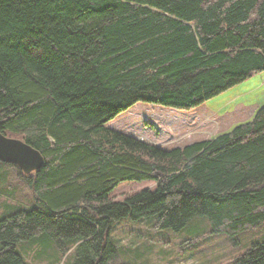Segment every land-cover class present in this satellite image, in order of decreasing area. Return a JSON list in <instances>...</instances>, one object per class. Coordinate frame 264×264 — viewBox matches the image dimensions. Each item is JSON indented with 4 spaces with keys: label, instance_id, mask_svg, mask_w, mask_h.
<instances>
[{
    "label": "trees",
    "instance_id": "16d2710c",
    "mask_svg": "<svg viewBox=\"0 0 264 264\" xmlns=\"http://www.w3.org/2000/svg\"><path fill=\"white\" fill-rule=\"evenodd\" d=\"M262 72L264 0H0V132L44 157L23 172L32 205L0 215V264H30L25 242L109 264L124 218L177 232L205 217L228 235L261 225L264 105L170 149L107 123L138 102L192 110ZM126 181L155 188L115 201ZM231 264H264V240Z\"/></svg>",
    "mask_w": 264,
    "mask_h": 264
},
{
    "label": "rangeland",
    "instance_id": "374dc122",
    "mask_svg": "<svg viewBox=\"0 0 264 264\" xmlns=\"http://www.w3.org/2000/svg\"><path fill=\"white\" fill-rule=\"evenodd\" d=\"M264 105V72L219 94L190 110L138 102L107 123V127L131 134L156 146L170 149L195 141L211 139L236 125L251 121ZM9 137L21 138L14 134ZM1 162V161H0ZM7 177L0 185V215L16 206L29 207L33 195L23 178L24 171L6 163ZM21 172H20V171ZM24 172V173H23ZM31 173H26L29 175ZM154 189L153 181H126L111 194L115 201L144 190ZM184 230H158L148 221L124 218L115 225L113 237L122 251L109 264H231L255 241L264 240V222L235 235L215 234L205 217H197ZM30 264H70L75 245L60 252L59 261L40 253L34 243H23ZM74 247V248H73ZM134 260V261H133Z\"/></svg>",
    "mask_w": 264,
    "mask_h": 264
},
{
    "label": "water",
    "instance_id": "95a60500",
    "mask_svg": "<svg viewBox=\"0 0 264 264\" xmlns=\"http://www.w3.org/2000/svg\"><path fill=\"white\" fill-rule=\"evenodd\" d=\"M0 160L17 165L25 173L38 171L44 165L43 155L25 141L0 132Z\"/></svg>",
    "mask_w": 264,
    "mask_h": 264
},
{
    "label": "bare ground",
    "instance_id": "6f19581e",
    "mask_svg": "<svg viewBox=\"0 0 264 264\" xmlns=\"http://www.w3.org/2000/svg\"><path fill=\"white\" fill-rule=\"evenodd\" d=\"M43 167V166H42ZM26 210V209H25ZM74 248V247H73Z\"/></svg>",
    "mask_w": 264,
    "mask_h": 264
}]
</instances>
